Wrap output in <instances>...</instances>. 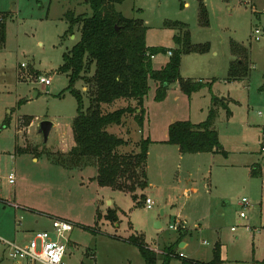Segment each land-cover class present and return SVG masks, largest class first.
Segmentation results:
<instances>
[{
    "label": "rangeland",
    "instance_id": "1",
    "mask_svg": "<svg viewBox=\"0 0 264 264\" xmlns=\"http://www.w3.org/2000/svg\"><path fill=\"white\" fill-rule=\"evenodd\" d=\"M203 1L208 25L200 24V0L117 4L126 16L143 19L149 46L179 48L174 35L183 37L186 29L174 26L177 21L187 24L193 44L210 46L182 56L181 79L204 85L191 95L178 80L164 99L157 100L156 82L151 80L142 126L145 136L166 139L171 122L204 121L213 97L225 103L220 107L217 103L214 123L223 152L180 153L174 145L154 142L148 186L130 192L94 182L92 166L69 168L51 159L71 148L78 107L68 89L69 75L60 66L63 54L79 41L81 32L75 29L64 36L69 26L65 13H91L90 5L86 0H0V13L7 17V40L0 48V238L13 241L12 205L17 191L22 205L75 224L64 264H146L139 247L128 241L132 235L143 236L158 254V264L172 245L179 256L170 264H183L184 259L207 263L218 242L225 264H264V0ZM169 57L156 54L154 67L161 68ZM241 65L248 75L232 77L231 66L239 70ZM39 74L51 77L52 83H37ZM88 86L84 80L76 83L86 106L92 98ZM124 104L120 101L111 108ZM43 120L54 123L47 143L39 133ZM126 125L130 133L125 127L112 130L132 140L122 149L132 153L139 150L136 141L142 133L133 115L127 117ZM254 167H258L257 175L252 174ZM13 171L18 178L15 184L9 182ZM147 197L154 201L153 208L146 207ZM243 198L250 207L240 205ZM111 210L116 221L107 217ZM242 211L247 218L240 216ZM158 221L161 230L156 228ZM181 221L194 231L184 249L175 241L183 229L172 228ZM45 227L40 224L33 230ZM2 260V264L15 263L0 239Z\"/></svg>",
    "mask_w": 264,
    "mask_h": 264
},
{
    "label": "trees",
    "instance_id": "2",
    "mask_svg": "<svg viewBox=\"0 0 264 264\" xmlns=\"http://www.w3.org/2000/svg\"><path fill=\"white\" fill-rule=\"evenodd\" d=\"M124 1L86 0L91 13L77 14L73 10L65 13L69 26L64 36L74 34L75 29L81 32L79 41L63 54L64 62L60 66V70L69 75L68 89L78 103L77 114L72 121L75 144L67 154L51 159L69 168L95 166L96 180L100 186L135 192L148 186L147 165L152 140L140 135L136 141L139 150L125 153L122 149L129 145L131 139L112 129L125 127L126 132L130 133V127L126 125L129 115H133L142 129L146 117L145 99L151 89V80L156 82L157 100L164 99L172 83L178 80L189 95L204 86L190 79H181V62L184 53L204 52L210 46L193 44L187 24L179 21L173 22L174 26L180 24L186 29L184 39L181 35H174L179 48L149 46L148 27L143 19L130 18L118 10L117 4ZM208 16V8L200 0L201 25H208ZM6 22V14L0 13V48L7 40ZM168 50H172L169 60L161 68H155L150 55L167 53ZM229 73L232 77H245L248 70L242 65L239 70L231 66ZM81 80L89 85L92 93L88 106L82 91L76 88V83ZM120 101L125 104L111 108ZM219 102V107L225 105L220 98L213 97L204 121L195 123L186 119L172 122L166 142L177 145L182 153L223 152L219 133L214 127ZM257 168H253V175L258 174ZM107 217L112 221L117 220L114 210ZM128 241L139 247L146 264H158V254L146 244L143 236L132 235ZM173 247L169 246L162 254V264H170L172 259L178 258ZM183 264H225L221 243L214 247L211 261L202 263L184 259Z\"/></svg>",
    "mask_w": 264,
    "mask_h": 264
},
{
    "label": "built area",
    "instance_id": "3",
    "mask_svg": "<svg viewBox=\"0 0 264 264\" xmlns=\"http://www.w3.org/2000/svg\"><path fill=\"white\" fill-rule=\"evenodd\" d=\"M257 35L260 33V29H256ZM256 39H260L256 36ZM167 54L172 55V50H168ZM156 54H151L150 57L154 59ZM26 65L23 63L22 67ZM36 82L49 86L52 83L51 77L45 74H39L36 77ZM264 151V146L262 147ZM17 180V175L13 171L9 174V182L14 184ZM147 208H153L154 201L147 197L145 199ZM241 206L250 207V203L246 198H243L240 202ZM240 216L247 218L248 215L245 211L240 213ZM180 224L174 225L172 228L178 229ZM53 229L41 230L34 232L33 236L28 238L26 242H19L17 240L1 239L2 243L8 247L9 256L17 262L23 264H64V257L67 252L68 245L70 244L69 234L74 230L75 224L64 218H53ZM234 229V228H233ZM158 251L157 249H155ZM182 256V254H180Z\"/></svg>",
    "mask_w": 264,
    "mask_h": 264
},
{
    "label": "crops",
    "instance_id": "4",
    "mask_svg": "<svg viewBox=\"0 0 264 264\" xmlns=\"http://www.w3.org/2000/svg\"><path fill=\"white\" fill-rule=\"evenodd\" d=\"M121 11V10H120ZM123 12V11H122ZM212 104L209 106V108H211ZM210 111V110H209ZM146 118V117H145ZM182 120V119H180ZM184 120V119H183ZM190 120V119H189ZM176 121V120H175ZM192 121V120H191ZM174 122V121H173ZM172 123V122H171ZM170 123V124H171ZM197 123V122H195ZM199 123V122H198ZM140 133H142V137L144 138H147V137H150L149 135L145 136L144 135V131L142 129L139 130ZM73 133V131H72ZM169 136V134H168ZM151 138V137H150ZM168 139V137L166 139H163V140H152V143H157V142H164V143H167L166 140ZM152 143L150 144V146L152 145ZM75 142L73 141V144L72 146H74ZM169 144V143H168ZM173 145V144H171ZM71 146V147H72ZM175 147L178 148V150L180 151L179 147L177 145H174ZM71 149V148H70ZM69 149V150H70ZM68 150V151H69ZM19 151V150H18ZM68 151H65V152H68ZM21 152V151H19ZM180 153H182L180 151ZM199 154V153H198ZM149 155H150V147H149ZM149 155H148V160H149ZM34 160H37L38 158H36V156L33 157ZM88 167V166H87ZM94 167L95 169V174L93 177H91L94 182H97L96 180V176H97V168L95 166H92ZM147 169H148V165H147ZM15 172V171H14ZM16 173V172H15ZM17 175V174H16ZM18 181V178L16 180V182ZM15 182V183H16ZM14 183V184H15ZM98 183V182H97ZM138 190V189H137ZM99 200V199H98ZM145 202V201H144ZM112 203V202H110ZM13 240H17L19 242H26L27 239L29 238L28 237V234L30 233H34L36 230H33V228H35L36 226H39L40 224H43L44 226H46L45 228H43L42 230H52L53 227H52V220L53 218H56V217H59V218H63V217H60V215H55V214H52L50 212H41V211H37L36 209H34L33 207H29V206H24L22 205L19 201H18V197H17V191L15 192L14 194V198H13ZM32 219H31V217ZM24 220L27 222V225H25V222ZM31 220L32 223H31ZM34 224V225H32ZM180 228H182L183 230H180L179 233H178V236L177 238L175 239V241L178 239L180 242H179V247L181 248H185V247H188L189 243H188V238H189V235L192 236L194 234V231L191 230V232L184 226V222L181 221L180 223ZM157 228V227H156ZM162 228V227H161ZM161 228H157V230H161ZM173 230H178V229H173ZM2 239H5V238H2ZM7 239V238H6ZM7 240H10V239H7ZM220 243V242H218ZM70 244H71V240H70ZM182 249V250H183ZM179 251V249L177 250ZM212 258H213V254H212ZM198 260V259H196ZM212 260V259H211ZM209 260V261H211ZM226 262L227 260L224 259ZM161 261V260H158V262ZM207 261V262H209ZM5 261L2 260L0 262V264L4 263ZM15 263L14 264H23L21 262H17V261H14Z\"/></svg>",
    "mask_w": 264,
    "mask_h": 264
},
{
    "label": "water",
    "instance_id": "5",
    "mask_svg": "<svg viewBox=\"0 0 264 264\" xmlns=\"http://www.w3.org/2000/svg\"><path fill=\"white\" fill-rule=\"evenodd\" d=\"M54 127V123L51 120H43L39 124V133L42 135L44 142L47 143L51 131ZM157 228H161V223L158 221L156 223Z\"/></svg>",
    "mask_w": 264,
    "mask_h": 264
}]
</instances>
